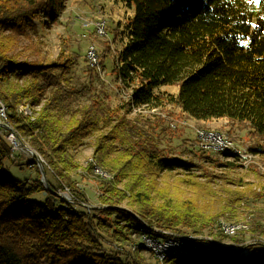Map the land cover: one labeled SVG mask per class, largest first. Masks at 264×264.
Wrapping results in <instances>:
<instances>
[{"label": "trees", "instance_id": "1", "mask_svg": "<svg viewBox=\"0 0 264 264\" xmlns=\"http://www.w3.org/2000/svg\"><path fill=\"white\" fill-rule=\"evenodd\" d=\"M119 1L132 13L123 30H114L123 45L112 73L117 88L128 92V108L158 105L156 90L176 85L177 93L166 94V101L184 113L242 122L264 136V0ZM61 6L62 0H0V100L15 131L58 184L76 182L71 172L79 164L70 148L88 135H96V142L86 170L99 168L110 177L96 174L98 206L87 208L81 191L73 193V202L48 197L39 203L32 196L46 190L41 179L29 183L10 175L6 161L18 154L7 138L10 131L2 128L0 264H149L126 248L136 234L158 242L197 235L183 241L179 252L166 250L161 259L154 254L152 264H264V210L253 214L251 243L223 248L204 236L214 224L217 236H232L221 228L222 217L206 218L196 205L180 203L160 185V173L189 170L193 164L169 155L157 138L130 126L111 106L105 80L74 73L72 58H21L16 51L20 37L30 30L38 33L47 21L36 18L52 20ZM87 67L95 71L90 63ZM24 104L41 107L32 116L20 109ZM257 146L250 150L262 151L263 144ZM198 151L213 152L201 144ZM255 193L251 198L264 202V186Z\"/></svg>", "mask_w": 264, "mask_h": 264}, {"label": "rangeland", "instance_id": "2", "mask_svg": "<svg viewBox=\"0 0 264 264\" xmlns=\"http://www.w3.org/2000/svg\"><path fill=\"white\" fill-rule=\"evenodd\" d=\"M131 13L132 11L119 0H62L58 16L52 20L45 15L36 18V22L46 20L47 24L41 26L38 33L30 30L28 36L22 35L16 51L23 59L49 61L72 58L74 73L83 78L89 74L93 77L98 75L100 79L105 80L108 83L107 91L111 106L120 109L121 116H126L131 122L130 126H136L147 136L157 138L159 145L169 155L188 159L193 164L189 170L160 173L158 177L160 185L166 187L180 203L186 200V204L188 202L196 205L206 218L213 219L215 215H220L222 221L237 224L240 228L247 226L245 229H248L247 232L243 229L231 234L232 236L220 237L216 233L218 224H214L213 227L206 229L204 236L216 241L223 248L251 243L254 239V232L251 230L253 214H262L264 210L263 201L251 198L256 196L255 189L264 186V136L251 132L248 125L242 122L227 118L201 120L184 113L177 105L166 101V94L177 93L176 85H164L156 90L162 100L158 105L128 108L125 105L129 97L128 92L117 88L119 83L112 73L113 59L123 45V42L117 39L119 35L116 37L113 35L116 28L118 32L123 30ZM103 52L106 55H102ZM105 56H108L106 60ZM88 63L94 66L93 73H90ZM24 106H29L32 114L28 115L32 116L35 115L34 111L41 107V105L32 107L28 104ZM200 129L224 132L240 146L258 149L260 147L257 146V142H261L263 149L258 152L251 150L252 162L247 167L224 154L218 155L214 152L203 154L198 151V144H201L198 134ZM14 132L17 143L13 144V151L18 155H13L14 159H8L6 165L14 179L26 180L29 183L41 179L46 190L35 192L33 199L44 203L48 197H52L61 204V197L73 202L76 200L73 193L81 191L86 199L84 201L81 197L80 201L83 200L87 208L100 204L97 185L99 177L96 175L100 172L97 168L93 172L86 170L92 160L96 135L83 137L70 148L72 158L79 164L77 171L71 172L72 179L76 181L74 184L67 186L58 184L54 173L49 168L45 169L47 180L57 187L62 195L60 196L46 186L37 162L38 157L44 165L42 157L38 153L37 157H34L29 150L32 147L28 141L15 129ZM226 162L234 164L231 167L221 166ZM257 167L262 169V173ZM245 197L251 199L247 202L242 201ZM136 235L135 243L131 246L126 245V248L149 264L155 262L154 254L161 259L163 258L161 252L174 249V244H182L181 240H187L189 237L184 234L179 240L160 239L158 242L143 234ZM162 247L164 250H161Z\"/></svg>", "mask_w": 264, "mask_h": 264}, {"label": "built area", "instance_id": "3", "mask_svg": "<svg viewBox=\"0 0 264 264\" xmlns=\"http://www.w3.org/2000/svg\"><path fill=\"white\" fill-rule=\"evenodd\" d=\"M20 109L24 111L25 114H32L31 110H29V106L21 105ZM4 123L11 125L10 121L8 120L6 105L0 100V130L2 128H5ZM198 134H199L200 143L205 148H208L211 151L217 152L219 154H224L233 157L236 160H238L243 166L247 167L251 164L252 154L250 147L240 146L236 144L235 141L224 132L200 129L198 130ZM7 138L10 142L15 141L17 143L16 135L14 131L9 132ZM97 170L105 177H110L108 173L102 172L99 168H97ZM220 224H221V228H223L224 231L228 234H233L240 228L237 224H230L224 221H221ZM196 237H197L196 235H189L187 240H181V243L183 241H186V243H190V240L195 239ZM173 247L174 249L172 250L179 252L181 250L182 244H178V245L174 244ZM161 250H164V248L162 247ZM161 254L163 256V252H161Z\"/></svg>", "mask_w": 264, "mask_h": 264}, {"label": "water", "instance_id": "4", "mask_svg": "<svg viewBox=\"0 0 264 264\" xmlns=\"http://www.w3.org/2000/svg\"><path fill=\"white\" fill-rule=\"evenodd\" d=\"M4 127H5L6 129H8L10 132H11V131H14V128H13L11 125L7 124V123H4ZM12 143H13V144H16L15 141L12 142ZM29 150H31V153L34 155V157H35V156L37 157L38 154H37V152H36L33 148H31V149H29ZM37 162H38V164H39L40 167H41V170H42V173H43V177H44V181H45V183H46L47 188L49 189V188H50V185H49V182H48V180H47V178H46V171H45L44 165H43V163H42V160H41L40 158L37 157ZM54 193H57V194H59L60 196H62L58 191H54ZM66 195L68 196V193H66Z\"/></svg>", "mask_w": 264, "mask_h": 264}]
</instances>
